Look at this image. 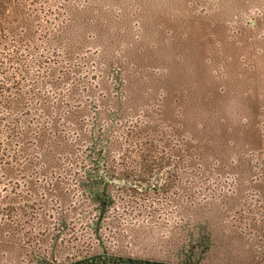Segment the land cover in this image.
<instances>
[{
  "label": "rangeland",
  "instance_id": "374dc122",
  "mask_svg": "<svg viewBox=\"0 0 264 264\" xmlns=\"http://www.w3.org/2000/svg\"><path fill=\"white\" fill-rule=\"evenodd\" d=\"M0 264H264V0H0Z\"/></svg>",
  "mask_w": 264,
  "mask_h": 264
}]
</instances>
